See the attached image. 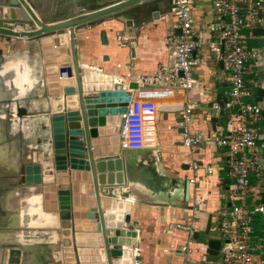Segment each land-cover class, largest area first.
I'll use <instances>...</instances> for the list:
<instances>
[{"label": "crops", "instance_id": "obj_1", "mask_svg": "<svg viewBox=\"0 0 264 264\" xmlns=\"http://www.w3.org/2000/svg\"><path fill=\"white\" fill-rule=\"evenodd\" d=\"M166 1L159 5L157 20L151 18L150 13L142 12L137 16L107 20L76 32L77 62L81 68H93L96 73L111 77L112 84L114 81L121 87H127L132 82L139 86L142 77H151L161 68L172 66L171 48L166 45V37L177 32L174 29L176 20ZM193 5L195 28L205 27L213 18L210 1L195 0ZM84 8L87 7H78L73 12ZM101 32L107 40L105 45L100 42ZM246 38H249V47L264 48L262 32L253 31ZM0 39V260L7 261L11 257L23 264H71L74 263L73 258L66 260L73 257L71 231H68L67 237L63 236L58 212L54 214V220L46 214L51 209H44L43 203L41 210L36 209L38 205L28 199L35 188L22 184V175L18 173L19 167H23L29 158L33 140L44 133H37L32 128L43 122L42 116L18 119L13 113V104L16 102L18 106H24L27 98H31L27 63L32 59L38 68L42 59L37 50H31L35 43ZM195 57L206 63L193 67L194 89L172 100L159 101L157 147L152 151L160 155L158 174L165 177L162 189L144 188L138 180L139 184L128 187L130 198L134 200L128 215L135 233L134 239H130L134 242L133 253L139 258L137 264L220 263L222 242L217 231L218 213L230 207L227 201L230 186L226 178V149L217 148L205 139L220 131L224 117L212 116L206 109L220 100V90L226 84L222 80L220 62L209 56L206 48L198 50ZM55 74L56 71L48 76ZM257 98L264 100V90L257 92ZM38 104L33 100L29 107L38 111L42 103ZM186 105L193 106L187 132L200 133L203 138L201 143L190 148L179 145L183 137L177 129L183 128V125H178L176 120L181 118V111L173 108L181 106L183 109ZM262 115L259 133L264 140V112ZM191 162L202 165L194 184H188L186 190V183L193 173L189 168L183 169V166ZM102 192L105 194L106 190ZM72 194L81 192L75 189ZM194 200H202L203 206L194 223L197 230L194 253L186 260L178 253L184 237L171 231L169 224L188 222ZM244 203L247 206L264 204V160L259 171L250 176V190ZM250 245L254 264H264V217L255 221ZM85 249L88 252L92 250L90 246H85Z\"/></svg>", "mask_w": 264, "mask_h": 264}, {"label": "water", "instance_id": "obj_2", "mask_svg": "<svg viewBox=\"0 0 264 264\" xmlns=\"http://www.w3.org/2000/svg\"><path fill=\"white\" fill-rule=\"evenodd\" d=\"M164 1L108 0L47 24L29 0H0V36L8 41L35 43L42 59L38 68L31 61L27 63L31 98L24 106L13 104L18 119L42 116L43 121L38 119L44 135L33 138L29 158L18 169L20 182L34 186L28 199L38 205L37 210L43 203L44 209H51L46 214L54 220L58 212L63 236L71 231V264H137L139 258L133 253L134 242L130 239L135 233L128 215L134 200L128 187L141 181L139 185L144 188L160 190L165 181L157 169L160 155H156L158 166L148 174L135 164L152 150L121 148L122 115L138 85L132 82L121 87L93 68H81L75 34L107 20L142 12L157 20L159 5ZM99 38L102 45L107 43L103 32ZM55 71V76H48ZM93 76L96 80H92ZM33 100L42 103L38 111L29 107ZM182 122V118L176 120L178 125ZM177 133L182 135L184 128H178ZM187 185L188 182L186 190ZM75 189L81 194L73 195ZM102 190H106L105 194ZM209 227L210 223L207 231ZM85 246L92 250L88 252Z\"/></svg>", "mask_w": 264, "mask_h": 264}, {"label": "built area", "instance_id": "obj_3", "mask_svg": "<svg viewBox=\"0 0 264 264\" xmlns=\"http://www.w3.org/2000/svg\"><path fill=\"white\" fill-rule=\"evenodd\" d=\"M194 1L171 0L177 32L167 35L166 45L171 48L172 66L139 80L122 115L120 144L127 150L157 147L159 101L172 100L194 89L193 67L206 63L195 55L206 48L209 56L222 64V80L226 84L220 90V100L206 109L212 116L224 117L220 131L205 140L226 149V178L230 186V207L218 213L217 231L222 242L219 264H254L250 243L255 221L264 217V204L247 206L244 200L250 190V176L259 171L264 160V140L259 133L264 100L257 98V92L264 90V78H260L264 75V48L249 47L246 35L260 31L264 36V0H209L213 18L200 29L194 26ZM173 108L181 111L183 145L190 148L201 143L200 133L187 132L193 106ZM199 167L195 162L189 163L193 175L188 184H194ZM202 206V200H194L188 222L169 224L171 231L184 237L178 253L186 260L194 253V223Z\"/></svg>", "mask_w": 264, "mask_h": 264}, {"label": "rangeland", "instance_id": "obj_4", "mask_svg": "<svg viewBox=\"0 0 264 264\" xmlns=\"http://www.w3.org/2000/svg\"><path fill=\"white\" fill-rule=\"evenodd\" d=\"M34 7L35 13L38 15V17L45 23L52 22L59 20L61 18H64L70 14H73V10L77 9L78 7H87V8H93L98 7L99 5L107 2L108 0H76L74 1H67V0H29ZM166 4H170L171 6V0H167ZM89 5V6H88ZM74 7V8H73ZM0 38H5L0 36ZM7 39V38H6ZM2 40V39H0ZM8 40V39H7ZM2 42V41H1ZM0 42V43H1ZM9 42V41H7ZM32 43V42H31ZM29 46L32 44H28ZM31 50L35 51V45L31 47ZM33 60L31 59V62ZM31 64L34 63L32 62ZM37 69V68H35ZM164 115V114H163ZM34 131L37 133L42 132L41 125L36 124L35 127H33ZM42 134L39 135V137L42 138ZM69 258L73 257H67V261H69ZM73 261V259H72Z\"/></svg>", "mask_w": 264, "mask_h": 264}, {"label": "flooded vegetation", "instance_id": "obj_5", "mask_svg": "<svg viewBox=\"0 0 264 264\" xmlns=\"http://www.w3.org/2000/svg\"><path fill=\"white\" fill-rule=\"evenodd\" d=\"M26 111H27V109H26ZM22 117L26 118L25 116H22ZM26 119H28V117ZM31 125H33V122H31ZM156 165L158 166V164L156 162V151L146 152L144 155H142V157L139 158V160L135 164V166L137 168L139 167V168L146 169L148 174L152 171V169L155 168ZM0 264H23V263L22 262L19 263L18 261L13 260L10 257L9 260H7V261L0 260Z\"/></svg>", "mask_w": 264, "mask_h": 264}, {"label": "bare ground", "instance_id": "obj_6", "mask_svg": "<svg viewBox=\"0 0 264 264\" xmlns=\"http://www.w3.org/2000/svg\"><path fill=\"white\" fill-rule=\"evenodd\" d=\"M84 66V65H83ZM54 67V66H53ZM92 80H96V77L93 76ZM174 105V104H173ZM21 155V154H20ZM17 156V155H16ZM1 161V160H0ZM2 164V163H1ZM5 164V163H4ZM1 166V165H0ZM13 169V168H12ZM9 174V173H8ZM2 200V199H1ZM4 206V205H3ZM2 207V206H1ZM3 209V208H2Z\"/></svg>", "mask_w": 264, "mask_h": 264}]
</instances>
